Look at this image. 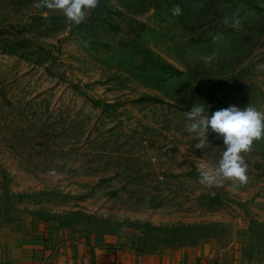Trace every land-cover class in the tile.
<instances>
[{"label":"rangeland","instance_id":"374dc122","mask_svg":"<svg viewBox=\"0 0 264 264\" xmlns=\"http://www.w3.org/2000/svg\"><path fill=\"white\" fill-rule=\"evenodd\" d=\"M43 4L0 0V230L264 264V137L245 184L208 187L224 140L197 148L186 121L264 113V0H99L79 25Z\"/></svg>","mask_w":264,"mask_h":264},{"label":"clouds","instance_id":"9594fccd","mask_svg":"<svg viewBox=\"0 0 264 264\" xmlns=\"http://www.w3.org/2000/svg\"><path fill=\"white\" fill-rule=\"evenodd\" d=\"M98 2L99 0H44L43 6L61 11L68 21L79 25L85 20L86 13L97 7ZM181 12L179 5L171 10L173 16H178ZM232 23L238 26L240 21L236 19ZM205 59L211 61L214 56ZM186 121L187 131L198 140L195 147L204 148L208 144L207 134L210 130L221 135L224 140L225 150L217 167H210L206 163L198 165L199 182L211 187L223 177L238 181L240 185L245 184L248 179L247 165L241 153L248 152L254 140L264 137V113L252 106L241 109L236 105L209 113L204 103H195L187 111Z\"/></svg>","mask_w":264,"mask_h":264},{"label":"crops","instance_id":"0c3cea01","mask_svg":"<svg viewBox=\"0 0 264 264\" xmlns=\"http://www.w3.org/2000/svg\"><path fill=\"white\" fill-rule=\"evenodd\" d=\"M10 225L0 230V264H201V251L163 249L145 253L131 243L94 244L67 232ZM32 227V228H31Z\"/></svg>","mask_w":264,"mask_h":264}]
</instances>
